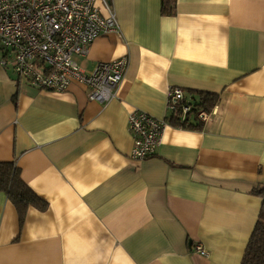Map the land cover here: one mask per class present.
<instances>
[{"label":"crops","instance_id":"crops-1","mask_svg":"<svg viewBox=\"0 0 264 264\" xmlns=\"http://www.w3.org/2000/svg\"><path fill=\"white\" fill-rule=\"evenodd\" d=\"M112 5L120 32L74 57L86 73L128 59L109 104L79 83L37 89L3 51L0 163L47 206L21 225L0 193V264H242L264 203V0ZM174 89L193 105L217 95L211 119L168 126L153 157L133 160L130 114L167 121Z\"/></svg>","mask_w":264,"mask_h":264},{"label":"built area","instance_id":"built-area-1","mask_svg":"<svg viewBox=\"0 0 264 264\" xmlns=\"http://www.w3.org/2000/svg\"><path fill=\"white\" fill-rule=\"evenodd\" d=\"M119 32L112 0H0V47L5 53L1 65L42 91L64 92L79 83L89 89L90 100L102 105L113 101L127 72L128 59L100 62L86 73L74 57L87 56L95 40ZM167 109V121L141 111L130 114L133 160L153 157L168 126L189 125L192 117L205 124L213 115V111L187 102L180 89L169 92ZM197 251L208 256L202 246Z\"/></svg>","mask_w":264,"mask_h":264},{"label":"trees","instance_id":"trees-1","mask_svg":"<svg viewBox=\"0 0 264 264\" xmlns=\"http://www.w3.org/2000/svg\"><path fill=\"white\" fill-rule=\"evenodd\" d=\"M219 97L212 94H202L197 109L208 112L217 106ZM196 122V121H195ZM186 127V126H185ZM199 124H191L188 128L201 129ZM0 193H4L9 201L16 207L21 225L30 208L46 209V203L23 181L20 169L15 163H0ZM263 197L264 189L255 191ZM242 264H264V203L257 224L248 243Z\"/></svg>","mask_w":264,"mask_h":264},{"label":"rangeland","instance_id":"rangeland-1","mask_svg":"<svg viewBox=\"0 0 264 264\" xmlns=\"http://www.w3.org/2000/svg\"><path fill=\"white\" fill-rule=\"evenodd\" d=\"M3 56V50L2 48L0 47V60H1V57Z\"/></svg>","mask_w":264,"mask_h":264}]
</instances>
